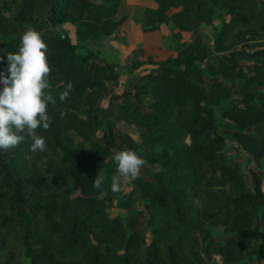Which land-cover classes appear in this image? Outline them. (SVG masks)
I'll return each instance as SVG.
<instances>
[{
    "label": "trees",
    "instance_id": "16d2710c",
    "mask_svg": "<svg viewBox=\"0 0 264 264\" xmlns=\"http://www.w3.org/2000/svg\"><path fill=\"white\" fill-rule=\"evenodd\" d=\"M104 1L109 5L0 0V56H5L0 71L6 70V54L18 50L22 32L35 28L48 45L57 100L48 107L50 128L37 129L46 140L44 152H31L27 137L0 151V264H14L17 255L27 257L28 264H209L215 258L236 259L254 240L264 256L261 177L253 173L249 185L238 160L227 155L213 110L228 103L222 116L233 137L256 160H264V48L226 51L221 46L232 25H252V17L239 7L245 0H155L157 6L145 9L139 20L145 31L158 29L172 8L175 24L192 32L212 21L215 7L227 8L230 22L214 44L221 56L206 59L209 48L195 37L174 59L139 68L146 72L140 77L143 85L121 92L107 87L117 80L118 65L95 50L77 53L79 46L62 27L73 22L81 38L117 34L127 16L116 15L120 0ZM147 14L153 20L149 27ZM191 68L206 85L190 75ZM68 82L73 90L61 102ZM143 86H149L148 108L136 100L135 91ZM99 96L106 98L105 107ZM125 122L140 128L139 142L119 133ZM124 149L137 151L146 164L129 182L130 191L113 193L112 157ZM154 166L158 169L150 174ZM99 172L105 181L102 189H94ZM135 195L143 203L137 211ZM113 206L126 208L128 216L111 215ZM212 228L224 233L221 240Z\"/></svg>",
    "mask_w": 264,
    "mask_h": 264
},
{
    "label": "rangeland",
    "instance_id": "374dc122",
    "mask_svg": "<svg viewBox=\"0 0 264 264\" xmlns=\"http://www.w3.org/2000/svg\"><path fill=\"white\" fill-rule=\"evenodd\" d=\"M94 1L104 5H109L110 3L105 2L104 0ZM154 2L155 0H120L116 15L117 17L126 15L127 19L123 23L119 32L114 35L111 34L109 38H81L76 34V27L73 22H66L62 25V27L67 30L71 40L79 46V48L76 50L77 53L85 54L87 50H95L100 53V56H106L107 59L115 60V62L120 64L117 66V68H121L119 70V75L117 74V80L107 82V87L113 89L114 91L121 92L123 88L126 87L130 89L132 88V84L135 83L138 85H143V80H141L140 77L146 72L140 71L142 68L150 67L149 65L151 62H164L169 59H174L185 50L186 46L190 44L195 37L201 39V41L208 46L209 52L206 59L217 60L218 57L221 56V52L218 53L214 50V44L218 33L221 32L223 27L230 22L231 16L228 13L227 8H222L219 6L215 7L212 21L210 23H200L193 32L182 29L175 24V22L171 19V15L176 9L172 8L167 11L166 19L159 25V31L154 34L157 35V39L156 37H151L149 35L150 33H147L149 31L145 30H143L144 32L142 35L139 36V33L136 35L134 29H129V27H131L130 23L134 21L142 30L139 20L143 18V14L146 11L145 9H151L150 7H147V4L153 3L154 5ZM156 6L157 3L155 2V7ZM239 7L244 9L252 17V25H232L221 46L225 48L226 51L246 49L247 51L251 52L257 48H264V28L259 27L260 22L264 19V0H245L243 3L239 1ZM128 20H130V22L127 23L125 28V23ZM144 21L147 23L146 27L151 26V23L153 22L152 16L147 14V16L144 18ZM110 37L113 38V40ZM141 39L143 41L140 45L138 40ZM144 47L147 57L143 54ZM118 50L120 52L126 53L127 55L126 59H122L124 62L123 65L118 60ZM148 56H150V59ZM240 59L241 63L243 64L251 63L250 60H246L245 58ZM190 75L193 78L198 79L200 82L202 81L206 85V79L204 80L198 69L191 68ZM239 84L240 82L238 81L237 85ZM142 88L143 90L135 91L137 94L136 100L138 104L148 108V106L151 104L149 86H143ZM96 97H98V95ZM98 100L101 106L105 107L107 105L106 98L102 99L99 96ZM227 105L228 103L226 102L220 105H213L214 117L217 122L216 131L223 138L224 150L228 156L238 160L241 170L245 174V178L249 185L252 184L253 173H258L260 175L261 187L264 191V160H256L254 156L245 150L233 137L232 126L229 124V121L222 116V110L225 109ZM119 129V133H126L136 141H140V128L135 123H120ZM119 139H121V134ZM83 146L85 149H90L88 143H84ZM157 169L158 166H154L152 168H148V171L150 174H152ZM121 188L124 192H127L131 190V185L129 182H122ZM135 197L136 199L133 203V210L137 211L138 209L143 208V203L136 195ZM115 201L116 198L114 200V205ZM108 211L111 215L118 214L124 218H126L129 214L126 208H119L117 206L110 207ZM260 227L264 229L263 221L260 222ZM212 230L214 238L216 240H221V237H223L224 233L217 228H212ZM146 234L147 238L149 239L150 233L147 232ZM205 243L206 242L203 244L205 245ZM12 261L14 264H28V258L23 255H17ZM209 264H264V256L263 254L261 255L259 253L258 241L254 240L246 246L242 254H240L236 259L230 262H223L215 258V260H212Z\"/></svg>",
    "mask_w": 264,
    "mask_h": 264
},
{
    "label": "clouds",
    "instance_id": "9594fccd",
    "mask_svg": "<svg viewBox=\"0 0 264 264\" xmlns=\"http://www.w3.org/2000/svg\"><path fill=\"white\" fill-rule=\"evenodd\" d=\"M47 49L41 32L28 27L20 35L18 50L6 54V70L0 71V151L17 147L26 137L32 141L31 152L46 150V140L37 134V129L47 131L50 128L52 119L48 107L57 104L49 79L52 69L46 56ZM4 62L5 56H0V63ZM72 90L73 84L68 82L59 94V100L64 102ZM112 159L116 163V173L111 177L113 193L121 190L122 182L138 179L146 164L145 159L132 149L116 151ZM104 181V174L99 172L92 187L102 189Z\"/></svg>",
    "mask_w": 264,
    "mask_h": 264
},
{
    "label": "crops",
    "instance_id": "0c3cea01",
    "mask_svg": "<svg viewBox=\"0 0 264 264\" xmlns=\"http://www.w3.org/2000/svg\"><path fill=\"white\" fill-rule=\"evenodd\" d=\"M148 6L147 7H150V8H155V2H154V5H153V3H148L147 4ZM132 21V20H131ZM130 22V20H128L126 23H125V28H126V26H127V23H129ZM131 24V27H129V29H134V32H135V34L136 35H138V33H139V36L140 35H142L143 34V29L141 30L140 28H139V26L137 25V23H135L134 21H132V23H130ZM138 26V27H137ZM137 28H138V32H137ZM151 31H152V33H151ZM151 31H149V32H147V33H150L149 35L151 36V37H156L157 35H154V34H156L157 33V31H159L158 29H155V30H151ZM114 35V34H113ZM110 36V35H109ZM109 36H105V37H103V38H109ZM111 38V37H110ZM112 40H113V38H111ZM156 39H157V37H156ZM139 42V44L141 45L142 44V39L141 40H138ZM145 50V47L143 48V54H144V56H146V51H144ZM117 52H119V61H120V63L123 65V61H122V59H126L127 58V55H126V53H123V52H120L119 50L117 51ZM144 56H142V57H144ZM104 58H106L107 59V57L106 56H103ZM147 57V56H146ZM145 58V57H144ZM108 61H110V62H113V63H115L116 65H120L119 63H117V62H115V60H110V59H107ZM121 68H117V66H116V68H115V71H116V73L119 75V70H120Z\"/></svg>",
    "mask_w": 264,
    "mask_h": 264
}]
</instances>
